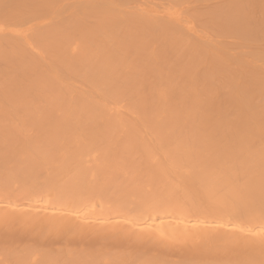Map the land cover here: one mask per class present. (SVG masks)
<instances>
[{
    "label": "bare ground",
    "instance_id": "bare-ground-1",
    "mask_svg": "<svg viewBox=\"0 0 264 264\" xmlns=\"http://www.w3.org/2000/svg\"><path fill=\"white\" fill-rule=\"evenodd\" d=\"M264 0H0V264H264Z\"/></svg>",
    "mask_w": 264,
    "mask_h": 264
},
{
    "label": "snow or ice",
    "instance_id": "snow-or-ice-1",
    "mask_svg": "<svg viewBox=\"0 0 264 264\" xmlns=\"http://www.w3.org/2000/svg\"><path fill=\"white\" fill-rule=\"evenodd\" d=\"M259 235H261L262 237H264V229H261Z\"/></svg>",
    "mask_w": 264,
    "mask_h": 264
}]
</instances>
